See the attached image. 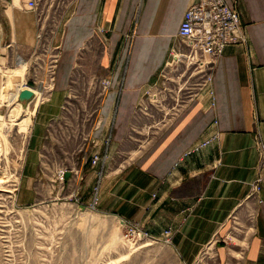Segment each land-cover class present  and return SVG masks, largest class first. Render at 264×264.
Returning <instances> with one entry per match:
<instances>
[{
    "label": "crops",
    "instance_id": "0c3cea01",
    "mask_svg": "<svg viewBox=\"0 0 264 264\" xmlns=\"http://www.w3.org/2000/svg\"><path fill=\"white\" fill-rule=\"evenodd\" d=\"M195 1L73 0L57 43L55 88L66 91L79 57L96 47L98 79L108 80V86L93 141L98 153L107 152V161L88 164L84 188L96 180L102 209L139 223L152 237L170 229V246L182 264H203L208 252L219 257L218 264H264V159L257 152L258 144L264 145V0H224L237 9L245 41L225 48L212 65L210 82L189 102L175 112L173 105L162 107L159 118L153 114L152 90L171 57L183 15ZM21 5L24 0H0L1 38L10 37V43L16 38L31 52L39 42L32 24L24 28L19 22L26 20L17 12ZM7 13L14 18L13 29L2 17ZM52 116L39 112V124ZM143 116L145 125L162 128L122 165L118 155L131 126ZM35 130L34 125L27 151L32 159L24 168L31 178L21 184L24 189L30 188L39 161L42 135L35 136ZM213 133L216 140L189 152ZM99 167L106 173L101 180ZM251 207V223L238 224L246 237L229 248L226 239L237 229L236 220Z\"/></svg>",
    "mask_w": 264,
    "mask_h": 264
},
{
    "label": "rangeland",
    "instance_id": "374dc122",
    "mask_svg": "<svg viewBox=\"0 0 264 264\" xmlns=\"http://www.w3.org/2000/svg\"><path fill=\"white\" fill-rule=\"evenodd\" d=\"M72 1L36 0L31 10L22 5L17 9L26 19L19 21L24 28L29 22L35 30L39 45L34 51H25L14 42L19 41L16 38L13 43L6 42L10 37L1 38L0 32V264H182L170 246L172 232L168 242L162 234L152 237L139 223L102 209L99 197L94 204L96 180L84 188L91 158L98 155L107 161V152L98 153L93 139L108 80L98 79L93 60L97 49L93 47L79 57L66 91L55 88L60 57L57 43ZM7 16L2 17L10 20L13 29L14 18L10 13ZM19 25L16 28L21 32ZM8 32L13 34V30ZM90 56L91 61L86 62ZM18 57L24 66L17 65ZM211 69L209 58L195 56L182 45L181 51L169 58L152 90L154 117H160L162 107L173 105L175 112L189 102L205 86ZM26 87L34 90V96L19 100L18 93ZM44 111L55 115L42 127L38 116ZM144 117L131 126L129 141L117 158L122 165L162 128L145 125ZM34 125L35 136L42 135L39 161L30 188L24 189L21 184L31 178L24 168L32 159L27 151L34 141ZM62 171L70 177L65 174L61 180ZM96 172L97 180L106 175L103 167ZM105 196L107 205L109 194ZM252 218L251 207L246 216L236 220L237 229L226 239L229 248L236 247V239L246 237L247 230L238 224H250ZM123 222L138 224L151 238L127 240L128 226ZM202 262L218 264L220 260L208 252Z\"/></svg>",
    "mask_w": 264,
    "mask_h": 264
},
{
    "label": "built area",
    "instance_id": "2783aa9c",
    "mask_svg": "<svg viewBox=\"0 0 264 264\" xmlns=\"http://www.w3.org/2000/svg\"><path fill=\"white\" fill-rule=\"evenodd\" d=\"M36 0H24V7L27 10L35 8ZM245 41L243 27L240 22L239 13L234 6H229L224 0H196L185 11L183 19L179 25L176 41L171 49L170 55L181 51L182 45L189 47L190 53L195 56L201 55L214 62L223 54L226 47L243 43ZM211 80L210 75L205 81V85ZM217 133L210 137L198 141L189 152H196L201 148L208 146L217 139ZM257 152L260 160L264 159V145L258 144ZM102 158L94 155L91 158L92 166H98ZM65 172L60 173V179H64ZM257 182L252 185V191L258 189ZM94 193L93 202L98 200L97 190ZM128 226L124 234L127 240L141 239L150 237L136 223L123 222ZM171 230L166 229L162 236L167 242L170 238ZM151 238V237H150Z\"/></svg>",
    "mask_w": 264,
    "mask_h": 264
},
{
    "label": "water",
    "instance_id": "95a60500",
    "mask_svg": "<svg viewBox=\"0 0 264 264\" xmlns=\"http://www.w3.org/2000/svg\"><path fill=\"white\" fill-rule=\"evenodd\" d=\"M33 92L29 89H22L20 90V92L18 93V98L19 100H28V99H31L33 97ZM70 173H66V177L69 176Z\"/></svg>",
    "mask_w": 264,
    "mask_h": 264
},
{
    "label": "bare ground",
    "instance_id": "6f19581e",
    "mask_svg": "<svg viewBox=\"0 0 264 264\" xmlns=\"http://www.w3.org/2000/svg\"><path fill=\"white\" fill-rule=\"evenodd\" d=\"M17 65H18V66H24V65H25V62L22 60V58H19V57H18ZM3 69H4V68H3ZM14 69H15V68H14ZM23 89H24V88H23ZM26 89L31 90V91L33 92V94H35L33 89H31V88H27V87H26ZM33 96H34V95H33Z\"/></svg>",
    "mask_w": 264,
    "mask_h": 264
}]
</instances>
